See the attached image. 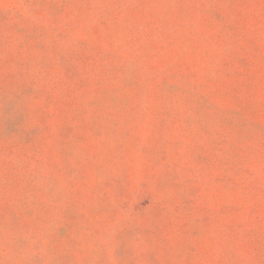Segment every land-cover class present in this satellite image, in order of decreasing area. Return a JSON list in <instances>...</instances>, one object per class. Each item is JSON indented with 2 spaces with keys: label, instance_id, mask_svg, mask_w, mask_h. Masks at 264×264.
I'll return each mask as SVG.
<instances>
[{
  "label": "rangeland",
  "instance_id": "1",
  "mask_svg": "<svg viewBox=\"0 0 264 264\" xmlns=\"http://www.w3.org/2000/svg\"><path fill=\"white\" fill-rule=\"evenodd\" d=\"M0 264H264V0H0Z\"/></svg>",
  "mask_w": 264,
  "mask_h": 264
}]
</instances>
